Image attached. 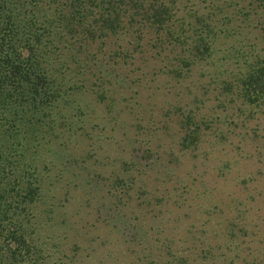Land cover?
I'll use <instances>...</instances> for the list:
<instances>
[{
	"label": "trees",
	"instance_id": "trees-1",
	"mask_svg": "<svg viewBox=\"0 0 264 264\" xmlns=\"http://www.w3.org/2000/svg\"><path fill=\"white\" fill-rule=\"evenodd\" d=\"M119 74L133 86L163 77L208 94L195 101L192 93L173 112L180 149L205 144L203 129L216 117L209 108L228 90L248 110L264 103V0H0V264H80V245L63 243L65 219L55 209L65 200L80 210L82 198L53 152L78 135L81 94L127 108L110 89ZM121 174L105 177L115 199L132 181ZM249 207L212 201L182 237L155 234L141 254L133 249L130 259L108 262L264 264V227L244 218Z\"/></svg>",
	"mask_w": 264,
	"mask_h": 264
},
{
	"label": "rangeland",
	"instance_id": "rangeland-1",
	"mask_svg": "<svg viewBox=\"0 0 264 264\" xmlns=\"http://www.w3.org/2000/svg\"><path fill=\"white\" fill-rule=\"evenodd\" d=\"M114 79L117 84L110 89L115 101L124 97L127 108L121 111L118 103L108 108V97L100 101L89 91L81 94L85 113L77 123L78 135L53 152L62 177L73 180L74 193L82 198L76 205L80 210L65 200L55 209L65 219L62 231L57 229L63 243L80 245L76 262L109 264L108 257L116 255L123 262L133 249L139 254L146 251L155 234L182 237L187 224L200 223L212 201L222 205L247 201L250 207L244 218H254L264 227V103L248 110L246 101L231 90L211 108L207 100V109L216 115L203 129L209 140L180 149L175 141V104L192 93L195 101L208 94L163 77L139 86L120 74ZM218 132L225 135L223 143L212 139ZM112 169L120 176L132 174L128 192L118 199L105 190V177L110 179ZM52 195L54 191L47 190L46 200L53 201ZM177 197L181 198L172 202ZM54 219L58 224L64 220L61 215ZM47 227L56 230L50 223ZM259 248L264 252V244Z\"/></svg>",
	"mask_w": 264,
	"mask_h": 264
}]
</instances>
